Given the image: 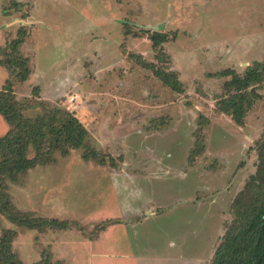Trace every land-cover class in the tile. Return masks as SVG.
Returning a JSON list of instances; mask_svg holds the SVG:
<instances>
[{
  "label": "rangeland",
  "instance_id": "rangeland-1",
  "mask_svg": "<svg viewBox=\"0 0 264 264\" xmlns=\"http://www.w3.org/2000/svg\"><path fill=\"white\" fill-rule=\"evenodd\" d=\"M16 1L0 0V60L15 57L25 30L31 73L20 81V67L0 64V91L11 86L27 117L49 104L74 112L88 145L115 166L70 148L7 178L21 214L70 224L30 229L0 212V233L16 232L12 248L26 264L45 249L59 264H210L264 137V84L239 125L217 110L230 77L216 74L264 61V0ZM153 31L169 36L168 60L156 58ZM123 44L176 72L183 90ZM11 128L0 113V137Z\"/></svg>",
  "mask_w": 264,
  "mask_h": 264
},
{
  "label": "trees",
  "instance_id": "trees-1",
  "mask_svg": "<svg viewBox=\"0 0 264 264\" xmlns=\"http://www.w3.org/2000/svg\"><path fill=\"white\" fill-rule=\"evenodd\" d=\"M11 2L14 5L19 4L16 0ZM25 33V30L21 31L13 40L12 50L15 57L6 62L0 60V64L8 69L21 68L16 74L20 81L26 80L31 73L29 58L20 50ZM149 37L156 58L160 61L168 60L163 43L169 36L153 31ZM123 45L129 57H142L136 52L127 51L125 44ZM142 65L151 69L173 90H183V84L176 72L156 67L154 62L144 59ZM216 75L230 77L222 86L223 92L217 99V110L231 115L236 123L243 125L247 112L261 96L257 86L264 84V61H254L243 74L233 68H226ZM44 109L46 111L35 118L27 117L11 86L8 85L0 91V113L12 125L6 135L0 137V212L20 227L67 229L70 223L66 220L34 217L16 210L8 193L7 178L26 172L40 163H47L56 150L66 154L70 148L84 147L83 157L86 160H98L102 164L109 162L112 166H115V161L111 156L108 157L88 145V130L74 112L50 104ZM201 142L202 137L198 136L193 151L195 155L203 150ZM30 145L35 147L32 155ZM256 150L259 159L257 171L250 176L236 197L233 203L234 217L210 264H264V137L257 142ZM15 235L16 232L12 229L0 233V264H26L12 248ZM33 264L59 262H55L52 253L45 249L40 260Z\"/></svg>",
  "mask_w": 264,
  "mask_h": 264
},
{
  "label": "water",
  "instance_id": "water-1",
  "mask_svg": "<svg viewBox=\"0 0 264 264\" xmlns=\"http://www.w3.org/2000/svg\"><path fill=\"white\" fill-rule=\"evenodd\" d=\"M150 27V26H149ZM155 28V27H154Z\"/></svg>",
  "mask_w": 264,
  "mask_h": 264
}]
</instances>
